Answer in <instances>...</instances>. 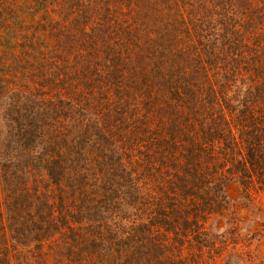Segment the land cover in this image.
Listing matches in <instances>:
<instances>
[{
	"label": "trees",
	"instance_id": "obj_1",
	"mask_svg": "<svg viewBox=\"0 0 264 264\" xmlns=\"http://www.w3.org/2000/svg\"><path fill=\"white\" fill-rule=\"evenodd\" d=\"M232 183L264 188V0H0V264H199Z\"/></svg>",
	"mask_w": 264,
	"mask_h": 264
},
{
	"label": "rangeland",
	"instance_id": "obj_2",
	"mask_svg": "<svg viewBox=\"0 0 264 264\" xmlns=\"http://www.w3.org/2000/svg\"><path fill=\"white\" fill-rule=\"evenodd\" d=\"M224 196L226 204L205 225L215 247L201 250L199 264H264V188L232 183Z\"/></svg>",
	"mask_w": 264,
	"mask_h": 264
}]
</instances>
